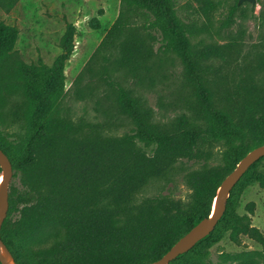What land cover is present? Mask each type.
Segmentation results:
<instances>
[{
    "label": "trees",
    "instance_id": "16d2710c",
    "mask_svg": "<svg viewBox=\"0 0 264 264\" xmlns=\"http://www.w3.org/2000/svg\"><path fill=\"white\" fill-rule=\"evenodd\" d=\"M19 0H0L10 11ZM118 16L96 52L116 70L137 74L157 52L175 53L183 82L192 95V115L153 121V110L130 88L114 83L115 112L132 126L120 136L110 124L71 122L55 114L64 93V68L74 50L75 26L66 23L60 54L52 65L21 63L17 78L25 102L20 117L25 133L11 142L0 129V149L11 161L9 208L1 239L16 264H148L203 218L211 215L217 186L253 148L264 144V79L250 69L227 78L207 63V49H195L189 29L177 15L175 0H120ZM205 9L211 0H203ZM232 13L226 24L231 22ZM17 37L0 22V61ZM158 43L157 49L155 44ZM237 79H235V77ZM0 100V125L3 120ZM140 144L150 145L145 151ZM220 144V164L187 174V201L138 196L152 180L166 179L183 159L208 158ZM257 160L237 181L215 228L168 264H259L249 253L210 257L226 236L240 245L248 237L261 246L264 233L238 207L247 187L264 189ZM1 171V169H0ZM239 257V259H238ZM1 264V263H0Z\"/></svg>",
    "mask_w": 264,
    "mask_h": 264
},
{
    "label": "rangeland",
    "instance_id": "374dc122",
    "mask_svg": "<svg viewBox=\"0 0 264 264\" xmlns=\"http://www.w3.org/2000/svg\"><path fill=\"white\" fill-rule=\"evenodd\" d=\"M203 0H175L177 15L189 29V41L195 49H207V63L217 74L231 78L238 69H250L258 80L264 79V0L256 4L239 0H211L208 10ZM120 0H19L6 11L0 7V22L17 30L10 54L0 61V100L3 120L0 129L11 142L25 133L20 117L25 102L23 88L17 78L21 63L33 65L41 60L52 65L60 54V39L66 23L75 26L74 50L64 68V93L55 106V114L71 122L110 124L108 134L120 136L131 131L129 120L115 112L118 83L130 88L153 110V121L164 123L185 114L192 115V95L183 82V65L172 52H157L148 67L137 74L116 70L96 50L119 14ZM232 13L231 22L226 24ZM158 43L155 44L157 49ZM237 79L236 76H234ZM145 151L152 146L140 144ZM211 155L177 162L166 179L152 180L138 198L168 197L187 201L189 189L185 177L192 171L220 164L223 147H212ZM264 170V162L261 163ZM18 184V178L11 183ZM239 214H247L252 225L264 233V189L254 183L243 192ZM261 246L242 237L240 245L226 236L212 247L214 262L222 254H244L264 264ZM239 259V257H238ZM222 264H234L225 261Z\"/></svg>",
    "mask_w": 264,
    "mask_h": 264
},
{
    "label": "water",
    "instance_id": "95a60500",
    "mask_svg": "<svg viewBox=\"0 0 264 264\" xmlns=\"http://www.w3.org/2000/svg\"><path fill=\"white\" fill-rule=\"evenodd\" d=\"M243 2H250L252 5L256 4V0H239L238 4ZM263 156L264 144L253 148L244 155L238 161L235 168L217 186L213 197L211 215L203 218L187 231L162 257L148 264H168L171 260L191 249L199 240L212 232L225 211L227 199L234 185ZM0 169V263L16 264L12 254L1 239V227L8 213L9 185L13 176L11 161L2 149H0Z\"/></svg>",
    "mask_w": 264,
    "mask_h": 264
}]
</instances>
